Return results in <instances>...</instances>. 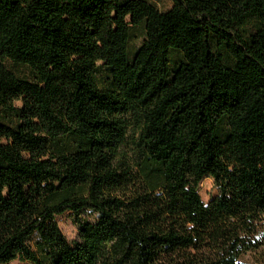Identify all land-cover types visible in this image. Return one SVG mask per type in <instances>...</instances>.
Returning a JSON list of instances; mask_svg holds the SVG:
<instances>
[{"label":"trees","instance_id":"16d2710c","mask_svg":"<svg viewBox=\"0 0 264 264\" xmlns=\"http://www.w3.org/2000/svg\"><path fill=\"white\" fill-rule=\"evenodd\" d=\"M168 1L0 0V264H255L264 0Z\"/></svg>","mask_w":264,"mask_h":264},{"label":"rangeland","instance_id":"374dc122","mask_svg":"<svg viewBox=\"0 0 264 264\" xmlns=\"http://www.w3.org/2000/svg\"><path fill=\"white\" fill-rule=\"evenodd\" d=\"M154 4L160 11L167 10L171 3L168 0H146ZM9 68L13 69L15 72L23 74L25 69L20 67H11L8 65ZM198 193L201 196L202 201L206 204L209 203V200L215 196L217 193V187L213 184L212 179L209 177L203 178L199 183ZM86 217L90 220H93L94 214L87 212L84 213ZM55 220L58 223V226L63 235L66 236L69 242H73L77 239V230L76 226L72 220V214L70 212H65L60 216H57ZM256 239L259 242V247L255 251L248 252L241 256L240 261L245 263H255V264H264V226L258 229ZM8 264H29L25 261H12Z\"/></svg>","mask_w":264,"mask_h":264}]
</instances>
